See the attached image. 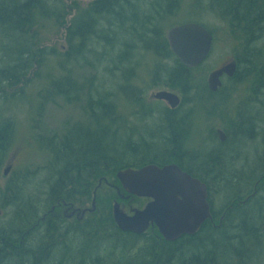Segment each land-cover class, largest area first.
Wrapping results in <instances>:
<instances>
[{"label":"trees","instance_id":"1","mask_svg":"<svg viewBox=\"0 0 264 264\" xmlns=\"http://www.w3.org/2000/svg\"><path fill=\"white\" fill-rule=\"evenodd\" d=\"M45 2L46 0H0V33L3 37L0 56V170L5 159L9 157L17 128V122L7 115L8 111L22 107L29 82V79L25 78L27 72L35 64L42 67L46 60V54L43 53L42 59L39 60L36 55L39 46L38 30L43 26L62 24L61 17L65 25L67 13H62L60 8H48ZM193 3L200 6V0H193ZM204 3L209 7H205L206 13L219 18L230 28L233 35L237 34L244 51L253 49L247 58L251 62L248 69L241 73L243 62L237 56V72L232 78L226 79L232 82L238 79L254 82L257 77H262V72L256 70L252 60H261V57H264V44L253 46L255 41L264 37V0H208ZM183 5L184 0L92 1L87 7H78L70 21L67 29V52L46 49L51 51V55L57 56L56 70L59 72L55 75L52 72L45 74L48 83L38 96L42 102H51L55 97H61L68 103H78L85 97L89 116L86 122L69 128L60 140H38L42 152L49 154V163L42 168L29 167L16 173L4 189L6 206L10 203L14 206L17 220L14 219L13 224L3 227L0 231V264H248L247 260L255 264L260 262L254 260L257 250L252 247L262 249L264 244V165L260 169H253L250 175H247L233 168V160L228 159L232 150L239 148L237 145L247 139H253V123L245 117L243 122L240 119L234 126L237 128L234 136H228L226 132L229 137L227 143L220 141L219 148L215 147L205 153L203 148V155L182 152L181 137L192 133L196 125H199L197 114L204 115L205 119V112L199 110L198 106L202 105L201 109H205L203 103L210 102V98L201 96L192 101L194 107L190 111L188 125L184 118H181L179 109L165 108L162 114L166 121L163 122V127H158L157 135H152L155 141L142 140L135 144L125 137L128 130H133L132 125L125 124L124 117L127 116L119 113L116 103L108 98L109 92H100L99 89L105 82H102L98 74H94L96 78L92 76L93 78L80 83L71 73L72 66L81 65V62L95 66L96 63L91 57L95 55L97 47L109 46L115 52L117 45L119 54H105L107 61L118 62L114 63L118 64L115 65L117 69L130 63L135 54L145 50L146 54L153 58L155 56L173 59L172 63L167 65L160 61L155 67L151 75L154 85L178 89L184 100L190 92L195 95L200 91L201 94L205 91L213 93L206 84H202L203 81L195 78V72L203 65L196 68L184 66L170 47L167 31L179 23L170 21L167 17L172 18L176 11L180 12ZM47 19L49 20L46 22ZM185 22L202 23L211 31L199 18ZM114 25L128 37L119 39V31L114 29ZM6 44L8 48L5 50ZM107 71L115 75L112 68H107ZM135 77L134 74L124 75V80L129 81L123 86L122 92L127 96H136L133 101L138 102L143 100L142 90L134 85ZM130 85L133 91L129 88ZM224 86L225 82L218 92H221ZM220 100L224 105V99ZM219 107L216 105L210 108V116H231V113L222 114ZM249 124L250 126L246 127ZM120 132H123V135ZM150 163L160 166L176 163L207 184L213 219L203 223L197 234L184 235L169 242L157 228H150L143 234L124 232L115 223L113 214L102 213L99 206L98 210L87 213L81 220L70 221L61 215L59 210L46 213L45 218L41 217L39 196L42 191L40 185L35 184L33 180L41 170L50 169L51 172L48 180L50 186H47L50 195L48 202L53 201L52 206L61 202L75 205L90 199L93 187H97L105 179L109 182L108 176L113 177L114 182L111 183L117 186L121 195L125 194L117 179L118 171L129 167L140 168ZM257 183L259 184L256 186ZM215 192H225L227 195L223 208H229V211L220 222V211L215 209L212 199ZM98 200L99 198L96 203ZM32 228L37 230L29 234ZM42 228L45 229L44 232L41 231ZM58 230L64 232L60 235L56 232ZM37 232L40 234L34 236ZM32 236L36 237L34 244L30 241ZM69 245L72 246L71 250ZM59 251H65V256L58 258Z\"/></svg>","mask_w":264,"mask_h":264},{"label":"rangeland","instance_id":"2","mask_svg":"<svg viewBox=\"0 0 264 264\" xmlns=\"http://www.w3.org/2000/svg\"><path fill=\"white\" fill-rule=\"evenodd\" d=\"M17 1L20 2V0ZM91 2L92 1L90 0H46L45 2L48 8H60L62 13H67V16L65 18V25L63 24L64 19L61 17L60 22H62V24L59 23L57 25H51L50 27H48L49 25L43 26L38 30L39 46L36 49V55L39 60L42 59V54L44 53L46 54V60L44 61V64H42V67L39 64H35L27 72L25 78L29 79V82L26 86V94L24 95L25 101L21 104L22 107L14 108L9 111L7 110V115L12 116V118H14V120L17 122V128L13 143L9 150V157L5 159L0 170V231L4 229L3 227L11 225L13 224L12 222L17 220L14 206H12L11 203L6 206V200H4V189L7 187L9 181L13 179L12 176L26 168H42L49 163V154L46 151L42 152L41 148L38 146V140L47 141L51 138L61 139L68 132L69 128L74 127L78 123H82L84 121L86 122L88 119L89 113L86 110L87 100L85 97H83L78 103H68L61 97H55V100L51 102H42L38 95L39 92H42L43 89L46 88L48 83V77H45V74L47 72H52V74L55 75L59 72V70L58 72L56 70L57 60L55 58H57V56L51 55L50 50L58 49L62 53L67 52V29L70 25V21L75 15L78 7H87L91 4ZM204 2H208V0H202V3L200 0V3H198L200 6H196L195 3H193V0H184V5L181 11H176L172 18H167H169L168 20L170 21L175 20L176 23H183L185 21H191L193 19L199 18L213 31V50L207 61H205L203 64V67L195 72V78L198 81H203L202 84L204 83L208 86L207 78L209 73L223 64L230 62L232 59H237V56H239L243 62L241 65V73L246 71L249 67L248 65L251 63L247 60V58L250 52H253V49L250 51L247 49V52L245 49L244 51L241 45L242 43L236 36L237 34H234V36L230 28L223 21L219 20V18L212 15L211 13L205 12V7L207 9H209V7L204 5ZM48 20L49 19H47L46 22ZM114 29L119 31V39L122 40L128 37L122 30L120 31L116 25H114ZM259 43L260 45L264 44V37L255 41L253 46L258 47ZM2 47L3 37L0 33V56L2 55ZM7 48L8 46L6 44L4 49L6 50ZM47 48L50 50L47 51ZM112 49L113 48L109 46L97 47L95 55L91 57V60L94 61L96 65L92 67L85 62L84 64L81 62V65L72 66L71 73L72 76H74V78L80 83L87 81V79L94 76V74H98L100 79H102V82H105L104 86L99 89L100 92H109L108 98L116 103V107L118 106V111L120 114L127 116L124 117L126 123L129 126H133V130H128L127 135L125 134L127 140H131L132 142H135V144L137 142H141L142 140L147 142L155 141L152 135H157L159 126L163 127L162 124H164L163 122L166 121V117H163L164 114L162 113L165 108H170L165 101L158 100L154 97V94L158 91L170 90L180 95L183 102L182 105L177 109H179V114L182 119H185L187 125L190 123V120L188 119L190 111L194 107V103L192 101L195 98L205 96L206 98H210V102L203 103V106L205 105L206 108L201 109L202 105L198 106L199 110H203L205 112V119L203 118L204 115L199 116L197 114L199 125H196V127L193 129V132L188 133V136L185 134L181 137L182 147L184 149H182V152H189L190 154L193 152L197 155H203L201 150L203 148L204 153L214 150L215 147L219 148L220 139L217 134V129L221 128L227 132L228 136H234L235 130L237 129L234 127L236 122L240 121V119L243 122L245 117L254 125L252 130L254 132L252 133L249 131V133H252L251 138L253 139H247L239 145L235 144L239 146V149L232 150L228 159L233 160L232 167L236 168L241 174L245 173L250 175V171L253 169H260L264 165V57H261V60H252L256 70H260L259 72H262V77H257L254 82H249V80L247 82H243L241 79L232 82L225 78V86L221 92H213L209 94L205 91L203 94H201L202 92L200 91L198 95L190 92L185 96L184 100L182 93L178 89L174 90L164 85H154L151 82V75H153L155 67L159 65V62L162 61L163 64L167 65L172 63L173 59L167 60L155 56L153 58V56H148L145 50H142L137 54L134 52L135 55L133 56L134 58L131 59L132 61L130 63L124 64L122 67H120V69H117L115 65L118 64L114 63L118 62L107 61L105 56L106 53H109L110 56L119 54V46L116 45L114 48V50H116L115 52ZM0 66H2L1 61ZM107 68H112V71L115 72V75H113L112 72L110 73L107 71ZM126 74H134L136 76L135 79H133V83H135L134 85L137 88L142 90L141 98H143V100L138 102L133 101L134 97L136 96H130L129 94V96H127L125 92H122L123 86L127 81H129L127 79L124 80V75ZM129 88H131L132 91L134 90L131 85ZM220 99H224V105H222V101ZM216 105L218 107L220 106L219 111L222 114L231 113V116L224 118L215 117L214 115L210 116L212 111L208 110ZM144 110L145 112H142ZM229 122H233V124ZM248 126H250V124L246 125V127ZM187 132L188 131H186V133ZM122 133L123 132H120V134ZM163 136L164 135H162V138ZM228 140L229 137H227L225 143H227ZM9 166L11 167V170L8 175H5L4 171ZM49 170L50 169H44L43 171L41 170L36 178L33 179L35 180V184L40 185L39 188H41L42 191L39 196V205L41 206L42 218H45V214L48 213L54 206H52L53 201L48 202L50 201V195L48 193L49 188H47V186H50V184H48V180L51 176V172ZM108 178L110 180L109 182H107V179H105V181H102L104 182L103 184L100 182L97 187H93L94 191L90 199H88L85 203H75V207H80L81 209L85 210L92 208L93 200L96 197V199L99 198V200L96 203L95 210H98L97 206H99V209L102 211V213L106 214L107 212V214H113L114 203L116 200H118L121 202L123 209L130 213L132 208H143L148 202L147 198H141L137 196H130L125 199H120V190L116 185L111 183L114 182L113 177L108 176ZM258 184L259 183L255 185L257 186ZM212 199L215 209L220 211L218 217L220 222L229 211V208H223L225 206V201L227 200V195L225 192H215ZM246 199H248V197ZM64 208L65 207H63L62 210L63 216ZM95 210L93 212H95ZM87 213L89 212L87 211L84 216L81 217L84 218ZM64 217L67 218L66 216ZM48 220L50 219H47V221ZM36 230L37 229L32 228L29 231V234L34 233ZM41 231L44 232L45 229L42 228ZM38 232L37 234L33 235L38 236L40 234H38ZM56 232L57 234L61 235L64 230L62 232H60V230ZM34 236H32L33 239H30L32 244L35 242L34 239L36 237ZM55 236L57 235L55 234ZM69 246L71 250L72 246ZM261 247L262 249L252 247L253 250H257L254 253L253 258L255 261L260 260L258 264H264V257H262L264 255V244ZM261 250L263 251L262 253ZM65 253V251H59L57 254L58 258L64 257ZM246 262H248V264H255V262H249L248 260Z\"/></svg>","mask_w":264,"mask_h":264},{"label":"water","instance_id":"3","mask_svg":"<svg viewBox=\"0 0 264 264\" xmlns=\"http://www.w3.org/2000/svg\"><path fill=\"white\" fill-rule=\"evenodd\" d=\"M167 38L176 57L188 68L203 64L209 58L214 44V35L197 22L171 27L167 31ZM237 68L238 61L232 59L212 70L207 78L209 89L212 92L218 91L223 85V79L233 77ZM154 97L165 101L171 109L181 104V97L170 90H160ZM217 134L221 142L227 140L223 129H217ZM10 170V166L6 168L5 175ZM117 179L127 194L121 195L122 199L130 196L148 199L143 208H132L130 213L123 209L121 202L115 201L114 221L124 232L143 234L150 227H157L166 241L173 242L184 235L197 234L203 223L213 219L207 184L176 163L129 167L118 171ZM95 207L96 197L92 208L77 210L83 217L87 211L93 212Z\"/></svg>","mask_w":264,"mask_h":264},{"label":"flooded vegetation","instance_id":"4","mask_svg":"<svg viewBox=\"0 0 264 264\" xmlns=\"http://www.w3.org/2000/svg\"><path fill=\"white\" fill-rule=\"evenodd\" d=\"M177 109V108H176ZM64 208V216H66L69 220H81L82 219V213L79 212L77 209L81 210L79 207H75L73 204H68L66 202H61L52 207V209L49 212H55L56 210H59L60 212ZM61 215H63V211L61 212Z\"/></svg>","mask_w":264,"mask_h":264},{"label":"bare ground","instance_id":"5","mask_svg":"<svg viewBox=\"0 0 264 264\" xmlns=\"http://www.w3.org/2000/svg\"><path fill=\"white\" fill-rule=\"evenodd\" d=\"M203 25V24H202ZM203 26H205V25H203ZM212 31V30H211ZM212 33V32H211ZM216 33V32H215ZM213 34V33H212ZM216 36V35H215ZM8 42H10V41H8ZM12 42V41H11ZM10 42V43H11ZM200 67V66H199ZM206 67V66H205ZM208 67V66H207ZM207 69V68H206ZM95 77V76H94ZM57 78V77H56ZM93 78V77H92ZM96 78V77H95ZM58 79V78H57ZM82 88V87H81ZM85 88V87H84ZM78 89V88H77ZM78 97V96H77ZM83 97V96H82ZM143 99V98H142ZM159 113V112H158ZM189 113V112H188ZM184 115V114H183ZM180 117V116H179ZM185 117V116H184ZM191 117V116H190ZM189 117V118H190ZM175 118V117H174ZM178 118V117H177ZM176 118V119H177ZM188 118V119H189ZM179 119V118H178ZM185 120V119H184ZM122 121V120H121ZM188 121V120H187ZM165 122V121H164ZM125 124H126V122H125ZM125 126V125H124ZM151 126V125H150ZM120 127V126H119ZM127 127V126H126ZM189 128V127H188ZM133 129V128H132ZM135 129V128H134ZM147 129H149V128H147ZM187 129V128H186ZM207 129V128H206ZM117 130V129H116ZM188 130V129H187ZM211 130V129H210ZM118 131V130H117ZM131 131V130H130ZM153 131V130H152ZM135 132V131H134ZM154 132V131H153ZM156 132V131H155ZM133 133V132H132ZM190 133V132H189ZM126 134V133H125ZM135 134V133H134ZM148 134V133H147ZM127 135V134H126ZM203 135V134H202ZM188 136V135H187ZM215 136V135H214ZM209 137V136H208ZM184 140V139H183ZM187 140H189V139H187ZM200 140V139H199ZM210 140H211V138H210ZM215 141V140H214ZM219 142V141H218ZM220 143V142H219ZM213 144V143H212ZM214 145V144H213ZM203 146V145H202ZM191 147V146H190ZM239 149V148H238ZM184 150V149H183ZM186 150V149H185ZM188 150V149H187ZM246 153V152H245ZM239 159V158H238ZM55 162V161H54ZM244 163V162H243ZM49 168H51V167H49ZM38 181V180H37ZM36 201V200H35ZM130 233V232H129ZM148 240V239H147ZM140 242V241H139ZM144 242V241H143Z\"/></svg>","mask_w":264,"mask_h":264}]
</instances>
